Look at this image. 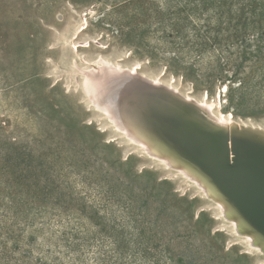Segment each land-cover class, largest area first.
<instances>
[{
    "label": "rangeland",
    "instance_id": "obj_1",
    "mask_svg": "<svg viewBox=\"0 0 264 264\" xmlns=\"http://www.w3.org/2000/svg\"><path fill=\"white\" fill-rule=\"evenodd\" d=\"M100 54L264 126V0H0V264H264L194 182L112 129L166 143L138 97L188 103L106 61L91 80L140 91L96 111Z\"/></svg>",
    "mask_w": 264,
    "mask_h": 264
},
{
    "label": "bare ground",
    "instance_id": "obj_2",
    "mask_svg": "<svg viewBox=\"0 0 264 264\" xmlns=\"http://www.w3.org/2000/svg\"><path fill=\"white\" fill-rule=\"evenodd\" d=\"M85 21L87 24L86 19ZM90 42L91 41H89V44ZM74 43L76 44V42ZM126 57L127 56L125 57L120 56L115 60H111L100 54L98 55V57H96L93 60H88V59L85 60V62L88 64L89 72L88 73L86 72L87 74H85L84 76L83 89L84 87H87L86 92L90 97L91 101L94 102V105L96 106L95 110L98 111V109H101L102 111L103 110L107 111V108L109 107L108 105H110L108 104L109 102L108 100L112 97H115L116 95L121 94L129 98H136L137 94H139L140 91L137 88L123 89L120 86H118L117 82H114L109 78H105L104 84H102L101 80L96 81L94 78H93L94 80H91L90 79L91 77L89 78L88 76L89 73L94 76L95 74L93 70L95 71L96 69L101 68L102 65H105L106 67V64L108 63H110V65H112V68H114L113 70H117V72L127 71L128 73H131L130 71H134V73L135 72L138 73L140 79L142 78L144 80L147 78L146 80H148V82H150L149 84H152V86L153 83L164 86L165 88L162 90H164L166 93L173 95V97L175 96V98L178 97L177 99H180L179 101L181 102L183 101L188 103V104H182L179 102V104L177 103L178 107L174 106L173 108L172 107L173 105H170L165 101L166 98L162 99L161 97L157 98L153 96L150 97L146 96V98L138 97L141 100V102L149 106L150 109L154 112L153 115L157 121L154 122L155 128L160 133L159 135L165 140H167V142L170 145L166 144L167 142L164 143L155 140L154 138L148 135L149 131H146L148 132V134H145V132H142V130H140L141 128L138 129L136 126H133L130 123L121 121L123 120V118L120 117H117L121 119V120L118 119V121H115L110 117L111 123L113 124L112 129L113 131L117 132L116 134L121 135L125 143L130 145L131 148L141 150L150 159L159 161V163L162 164L165 167V169L178 172L180 173L181 176L184 177V179L194 182L195 185L199 189H201V192L203 193L204 196H206V198H208L209 200L210 199L213 200L219 206L220 208L219 215L221 214V218L227 221L229 220L231 221L232 231L234 232V234L239 238L241 237L244 239L246 238L247 245L248 248H250V250L255 251L259 254H264V232L261 231L260 228H258L259 224H261L260 226L264 230L263 218H259L258 216H256L251 212L246 213V209L244 207L245 203L242 200H240V198L235 196V198H233L232 200L226 194H224V192L220 188L215 186L212 180L205 173L206 171L205 167L210 169V168H215V166H217L215 162L211 163L210 165H204L203 163L197 161V158L199 156L203 154H207L208 151H212L215 148L210 144H206L204 148L198 150L199 153L201 152L199 156L197 157L195 155V157H193L194 155L192 153L188 152L187 150H182V148L179 145L180 143L177 140L178 135L182 131V127L179 123H182V121L185 120L190 122L191 124L199 126V128H202L203 130L206 131L214 129L221 132H227L229 134L231 133V135L235 134V136L237 137L238 136H240L241 138L246 137V139L249 140L250 139L257 140V138L264 139V126L256 125L254 123L249 124L247 122L237 121L236 119H234V116L225 115L223 113H220L221 111L219 112L220 114H217L214 111V103H212L208 99H204V98L198 99L197 97L192 95L193 90L187 92L181 91L180 87L177 84H175L174 78L169 79L167 81L164 80L163 74H165V72L162 69L155 76H152L145 72H141L140 69H142V67H140V65L137 63H133L130 66L122 65L121 61ZM105 67L103 66V68ZM117 72L115 71V73ZM141 86H143L144 88H149L148 85H141ZM162 90L161 92H163ZM158 94L159 93H157V95ZM160 95L162 96L163 94L160 93ZM101 101H103V103L107 101L106 104L108 107L105 108L106 107L105 103L104 104L102 103L103 107L105 106L104 108L97 106L99 103H101ZM189 102L193 105H191ZM136 109L137 108H135V110ZM138 118L141 119V117ZM247 129L252 130L253 131L251 132L252 134L247 133L246 132L248 131ZM205 136L208 135L205 134ZM231 167L232 166L227 162L225 168L231 169Z\"/></svg>",
    "mask_w": 264,
    "mask_h": 264
},
{
    "label": "water",
    "instance_id": "obj_3",
    "mask_svg": "<svg viewBox=\"0 0 264 264\" xmlns=\"http://www.w3.org/2000/svg\"><path fill=\"white\" fill-rule=\"evenodd\" d=\"M146 79L142 81L148 82ZM179 124L182 131L177 140L182 150L198 157L201 153L198 150L206 144L212 145L215 149L197 158L204 165L217 164L215 168L205 167L206 175L230 199L233 200L235 196L240 198L245 203L246 213L251 212L264 220V139L233 137L231 133L214 129L206 131L186 120ZM247 130V133L252 134V130ZM227 162L232 166L231 169L225 168ZM260 225L258 228L264 232Z\"/></svg>",
    "mask_w": 264,
    "mask_h": 264
}]
</instances>
